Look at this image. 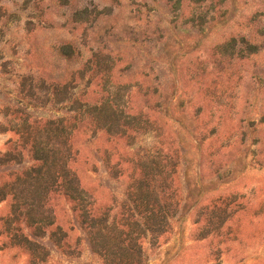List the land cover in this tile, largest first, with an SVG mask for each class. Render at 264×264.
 Returning <instances> with one entry per match:
<instances>
[{
    "label": "rangeland",
    "instance_id": "374dc122",
    "mask_svg": "<svg viewBox=\"0 0 264 264\" xmlns=\"http://www.w3.org/2000/svg\"><path fill=\"white\" fill-rule=\"evenodd\" d=\"M0 264H264V0H0Z\"/></svg>",
    "mask_w": 264,
    "mask_h": 264
}]
</instances>
